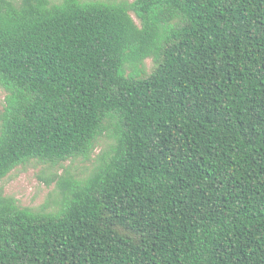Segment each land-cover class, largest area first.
<instances>
[{
  "label": "trees",
  "instance_id": "16d2710c",
  "mask_svg": "<svg viewBox=\"0 0 264 264\" xmlns=\"http://www.w3.org/2000/svg\"><path fill=\"white\" fill-rule=\"evenodd\" d=\"M0 88V264H264V0H0Z\"/></svg>",
  "mask_w": 264,
  "mask_h": 264
},
{
  "label": "rangeland",
  "instance_id": "374dc122",
  "mask_svg": "<svg viewBox=\"0 0 264 264\" xmlns=\"http://www.w3.org/2000/svg\"><path fill=\"white\" fill-rule=\"evenodd\" d=\"M132 1V0H130ZM5 97V91L0 88V108ZM84 167V164H79ZM39 167L29 165L19 166L14 169L6 178L0 181L6 195L14 196L21 205L36 207L42 204L53 188L46 185L40 178Z\"/></svg>",
  "mask_w": 264,
  "mask_h": 264
}]
</instances>
